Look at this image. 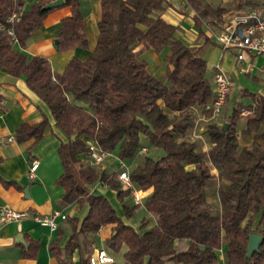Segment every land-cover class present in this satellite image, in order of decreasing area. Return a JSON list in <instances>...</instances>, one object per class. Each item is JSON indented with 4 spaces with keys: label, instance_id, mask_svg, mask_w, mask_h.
Listing matches in <instances>:
<instances>
[{
    "label": "trees",
    "instance_id": "obj_1",
    "mask_svg": "<svg viewBox=\"0 0 264 264\" xmlns=\"http://www.w3.org/2000/svg\"><path fill=\"white\" fill-rule=\"evenodd\" d=\"M51 1L38 0L22 10L17 0H0V68L24 78L67 137L57 149L62 204L89 206L79 225L77 217L68 219L71 233L63 245L60 230L50 244L58 264H74V251L78 264H88L98 231L108 225L106 249L116 254L125 245V264H217L220 250L224 264H264V96L244 90L251 103L233 106L226 122L209 123L204 150L189 136L193 109L209 115L214 99L207 62L202 47L184 44L175 36L178 27L162 18L170 6L167 0H100L93 51L83 61L72 58L62 73L53 72L45 57L27 58L14 48L15 42L24 47L42 25L53 9L45 8ZM64 4L70 15L61 20L57 50L86 48L80 0ZM186 5L197 27L218 28L222 9L205 0H186ZM13 13L20 14L18 20H9ZM148 49L156 54L168 50L163 77L148 71L142 57ZM242 108L249 113L240 115ZM47 126L45 118L20 124L16 141L33 139L30 150ZM88 141L133 163L127 171L134 189H151L140 204L150 217L136 228L123 221L107 197L88 187L98 181L115 192L126 219L135 217L140 206L122 188L117 170L97 172L79 158L87 154ZM143 145L162 155H141ZM216 181L214 212L206 190ZM250 234L261 240L247 257ZM37 248L38 242L30 239L23 255L34 258Z\"/></svg>",
    "mask_w": 264,
    "mask_h": 264
},
{
    "label": "crops",
    "instance_id": "obj_2",
    "mask_svg": "<svg viewBox=\"0 0 264 264\" xmlns=\"http://www.w3.org/2000/svg\"><path fill=\"white\" fill-rule=\"evenodd\" d=\"M17 1L20 3L21 9L26 10L31 3L38 0ZM167 1L170 6L162 13V18L178 27L175 36L184 44L202 47V57L207 62V74L211 83L213 71L220 68L229 77L231 86L235 79L241 80L242 78L254 84L251 85L247 82L239 86L237 90H239L240 95L237 101L234 100L236 101L234 106L237 104L245 106L251 103V100L242 94L244 90L264 96V82H262L259 75V68L264 63V58L246 56V60L253 63V70L245 73L240 72L239 64L236 61L237 51L222 50L214 41L209 30L210 26L207 24L204 23L201 28L197 27L193 19L194 12L186 5V0ZM205 3L223 10L218 28L211 27V30L215 31L231 15L241 13L250 6L264 8V0H205ZM80 4L88 40L86 48L66 51L57 50L61 20L70 15V7L66 6L64 2L47 13L42 25L30 34L24 47L15 42L14 48L27 58L33 56L45 57L55 73H62L72 58L85 60L96 45L97 23L101 15V7L100 0H80ZM206 38L208 39L207 42ZM167 53V49H164L160 54H156L149 49L143 52L142 57L148 63L147 69L154 76H164L167 65L164 56ZM245 65L246 62H243V66ZM231 93H233L232 90ZM196 109L199 108L196 107ZM44 118L48 122V126L44 130V136L30 150L29 147L32 145L33 139L22 142L16 141V129L20 124L33 125ZM66 140V135L56 126L47 105L28 88L24 78L12 76L4 68H0V213L3 207L8 206L16 211H25L29 215H49L54 210H59L66 215L65 220H57L55 230L40 225L31 218L0 222V264H58L49 249L50 244L58 237L59 230L62 232L59 244H64L71 233L69 218L77 217L79 225L85 217L89 209L88 204H84L80 209L74 204H62L61 195L64 190L56 182L62 173V165L57 149L60 141ZM159 155H162V153ZM79 158L86 162L85 154L79 155ZM32 160L38 161V167L34 172V178L30 180L28 170ZM117 160L120 159L116 157L114 161ZM116 169L114 168L111 171ZM103 171L104 169H102ZM88 187L92 193L107 197L126 224L137 227L136 222L133 221L135 218L126 219L124 217L119 201L114 198L116 197L115 192L103 188L98 181ZM26 189L28 190L27 193L25 192ZM150 192L151 189L143 191V199ZM141 210L142 207L138 212H141ZM111 230L112 226L108 225L98 231L96 236L97 247L95 249H106L105 240L110 236ZM18 235H21L20 240L22 242L17 240ZM30 239L38 242L34 258L23 255V249L26 248ZM124 252L125 248L122 247L118 253H111L116 264H119L120 260L125 264ZM117 256H120V260ZM70 261L78 264L79 254L77 251L73 252Z\"/></svg>",
    "mask_w": 264,
    "mask_h": 264
},
{
    "label": "built area",
    "instance_id": "obj_3",
    "mask_svg": "<svg viewBox=\"0 0 264 264\" xmlns=\"http://www.w3.org/2000/svg\"><path fill=\"white\" fill-rule=\"evenodd\" d=\"M20 14L13 13L9 18L10 21L18 20ZM209 29V27H208ZM211 34L216 44L222 50H236V61L239 64L240 72H251L253 70V63L246 60L249 57L264 58V8L258 6H250L245 11L231 15L221 27ZM243 62L246 65L243 66ZM259 75L264 82V63L259 68ZM231 81L227 74L220 68L213 71L212 74V89L214 99L210 105V114L205 120H216L222 113L225 105L227 95L230 91ZM249 111L245 108L240 110V115H247ZM86 162L90 166H98L110 154L100 149L93 141L87 142ZM146 152L147 147L142 146L140 152ZM119 160L117 167V180L121 183L122 188L129 190L133 202L137 205L142 204L143 191L133 188L129 179L127 167ZM38 167V161L32 160L29 170L28 178H34V172ZM102 172V171H101ZM31 218L35 222L43 226H48L51 230L57 228V220H65L66 215L59 210H54L49 215H29L25 211H16L8 206L1 209L0 222L10 220H21ZM115 258L104 248L95 249L88 259V264H114Z\"/></svg>",
    "mask_w": 264,
    "mask_h": 264
},
{
    "label": "rangeland",
    "instance_id": "obj_4",
    "mask_svg": "<svg viewBox=\"0 0 264 264\" xmlns=\"http://www.w3.org/2000/svg\"><path fill=\"white\" fill-rule=\"evenodd\" d=\"M209 30H210V32L211 31L213 32V30H211V27H210ZM147 65H148V63H147ZM247 82H249L251 85H254L253 83H251L249 80H247L245 78H242L241 80H236L235 79V81L233 82L232 86L230 87V92L228 94L227 100H226L225 105L223 107L222 113L216 120H205L207 118V115L205 113L201 112L200 109H196V107H195V110L192 111V120H193V123H194V129L191 132L189 138L190 139H194V140H198L200 142V144L202 145V148L204 150H207L209 146H208V144L205 141V137H204V134H203L204 130L206 129V127H207V125L209 123H212V122L223 123V122L227 121V114L230 112L231 108L234 106L236 101L239 99L240 93H239V90H237V89L239 88V86H241V85H243V84H245ZM231 90H232L233 93H231ZM235 99H236V101H234ZM240 142L242 143L241 139H240ZM143 146L147 147V151L146 152H143V151L140 152L141 151V149H140L139 153L141 155H149V156L155 158V157H158V155L161 153L160 150L152 148V147H150L148 145H143ZM109 154H110V156L106 157L104 159V161L101 163V165L90 166L88 164V162H83V163L87 164L88 166H90L92 168H94L97 172H101L102 169H104L105 172H110L112 169L117 168L121 164H118L119 160L114 161L116 159V157H117L115 151L112 152V153H109ZM122 163L128 168L131 167L130 166L131 164H133L131 162H125V161H123ZM213 171H215V170H213ZM217 187H218V183L216 181V182H213L212 184H210L207 187V190H206L207 191L208 202L212 206V209H213L214 212L217 211V209H218ZM114 198L117 201L116 197H114ZM139 206L140 207H139L138 211L141 208V205H139ZM143 217L147 218V217H150V216L147 214L145 209L142 207L141 212L136 213V215L134 217L135 219H133V221L136 222L137 226L139 225V222H140V220ZM123 247L126 249L125 245ZM117 258H119V260H120V256H117ZM219 258L220 259L218 261V264H224L223 263L224 260H223V251L222 250L219 251ZM119 264H123V262L120 260Z\"/></svg>",
    "mask_w": 264,
    "mask_h": 264
},
{
    "label": "water",
    "instance_id": "obj_5",
    "mask_svg": "<svg viewBox=\"0 0 264 264\" xmlns=\"http://www.w3.org/2000/svg\"><path fill=\"white\" fill-rule=\"evenodd\" d=\"M63 0H53L51 2H49L48 4L45 5L46 9H52V8H56L60 5L63 4ZM57 42V41H56ZM224 127H226V124L224 125ZM74 138V136H72V139ZM27 189L25 190V192L27 193ZM21 235L17 236V240L19 242H22L21 240ZM260 240L261 237L257 234H250L249 235V240H248V247H247V257H250L255 251L258 250L259 245H260Z\"/></svg>",
    "mask_w": 264,
    "mask_h": 264
}]
</instances>
